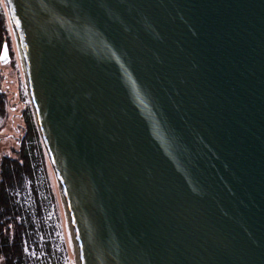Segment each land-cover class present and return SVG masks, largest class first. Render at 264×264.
Returning a JSON list of instances; mask_svg holds the SVG:
<instances>
[{
    "label": "water",
    "instance_id": "obj_1",
    "mask_svg": "<svg viewBox=\"0 0 264 264\" xmlns=\"http://www.w3.org/2000/svg\"><path fill=\"white\" fill-rule=\"evenodd\" d=\"M4 1L80 264H264V0Z\"/></svg>",
    "mask_w": 264,
    "mask_h": 264
},
{
    "label": "rangeland",
    "instance_id": "obj_2",
    "mask_svg": "<svg viewBox=\"0 0 264 264\" xmlns=\"http://www.w3.org/2000/svg\"><path fill=\"white\" fill-rule=\"evenodd\" d=\"M4 46L6 58L0 59V95L4 97L0 101V164L4 158L13 161L23 158V164H30L35 179L38 178L43 221L53 231L51 246L60 256V264H78L64 199L37 126L6 4L0 0V58ZM31 114L33 126L28 116Z\"/></svg>",
    "mask_w": 264,
    "mask_h": 264
},
{
    "label": "trees",
    "instance_id": "obj_3",
    "mask_svg": "<svg viewBox=\"0 0 264 264\" xmlns=\"http://www.w3.org/2000/svg\"><path fill=\"white\" fill-rule=\"evenodd\" d=\"M3 98L0 95V101ZM28 116L33 126L32 114ZM22 161L23 158L14 161L4 158L0 164L1 261L3 264H60V256L51 246L53 231L42 218L38 178L35 179L30 164Z\"/></svg>",
    "mask_w": 264,
    "mask_h": 264
},
{
    "label": "bare ground",
    "instance_id": "obj_4",
    "mask_svg": "<svg viewBox=\"0 0 264 264\" xmlns=\"http://www.w3.org/2000/svg\"><path fill=\"white\" fill-rule=\"evenodd\" d=\"M64 203H65V207H66V211H67V217H68V221H69V227H70L71 234H72V238L74 240L75 248H76V251H77V262H78V264H80L79 254H78V250H77V246H76V241H75V237H74V233H73V229H72V225H71V220H70L68 208H67V205H66V202H65V198H64Z\"/></svg>",
    "mask_w": 264,
    "mask_h": 264
}]
</instances>
